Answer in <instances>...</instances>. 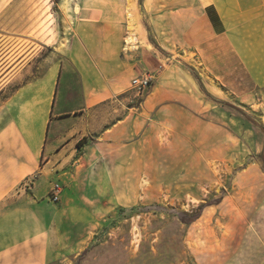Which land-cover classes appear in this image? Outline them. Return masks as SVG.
Wrapping results in <instances>:
<instances>
[{
    "label": "crops",
    "instance_id": "obj_1",
    "mask_svg": "<svg viewBox=\"0 0 264 264\" xmlns=\"http://www.w3.org/2000/svg\"><path fill=\"white\" fill-rule=\"evenodd\" d=\"M133 1L132 31L127 0L73 3L65 51L6 101L0 264L55 263L143 189L150 199L191 165L200 177L206 158H244L232 98L242 87L264 91V0ZM145 72L151 86L129 102L131 79ZM55 182L57 202L48 196ZM238 189L249 191L227 226L255 237L249 264H259L264 182Z\"/></svg>",
    "mask_w": 264,
    "mask_h": 264
},
{
    "label": "rangeland",
    "instance_id": "obj_2",
    "mask_svg": "<svg viewBox=\"0 0 264 264\" xmlns=\"http://www.w3.org/2000/svg\"><path fill=\"white\" fill-rule=\"evenodd\" d=\"M77 1L0 0V123L12 93L65 51L74 34L72 4ZM127 2L135 15L130 12L132 31L138 8ZM238 92L232 101L244 158L233 164L206 158L200 177L194 178L197 168L191 165L190 176L150 190V199L143 189L138 204L112 208L76 251L52 264H249L255 237L237 235L227 225L249 191L238 188L264 182V91L242 87ZM125 95L129 102L141 99L132 88ZM259 207L264 212V197ZM194 215L200 216L197 224L188 222Z\"/></svg>",
    "mask_w": 264,
    "mask_h": 264
},
{
    "label": "built area",
    "instance_id": "obj_3",
    "mask_svg": "<svg viewBox=\"0 0 264 264\" xmlns=\"http://www.w3.org/2000/svg\"><path fill=\"white\" fill-rule=\"evenodd\" d=\"M153 76L150 72L142 73L131 79V88L136 91L137 95H142L152 84ZM62 191V186L59 182L52 184L48 196L53 202H57Z\"/></svg>",
    "mask_w": 264,
    "mask_h": 264
},
{
    "label": "bare ground",
    "instance_id": "obj_4",
    "mask_svg": "<svg viewBox=\"0 0 264 264\" xmlns=\"http://www.w3.org/2000/svg\"><path fill=\"white\" fill-rule=\"evenodd\" d=\"M72 7L74 10L78 9L77 4H74ZM135 41H136V37L132 33L126 38L127 45L133 46L135 44Z\"/></svg>",
    "mask_w": 264,
    "mask_h": 264
},
{
    "label": "trees",
    "instance_id": "obj_5",
    "mask_svg": "<svg viewBox=\"0 0 264 264\" xmlns=\"http://www.w3.org/2000/svg\"><path fill=\"white\" fill-rule=\"evenodd\" d=\"M79 144H80V142H78ZM198 216L197 215H194V216H192L191 217V219H189V221L188 222H192L194 219H196Z\"/></svg>",
    "mask_w": 264,
    "mask_h": 264
}]
</instances>
